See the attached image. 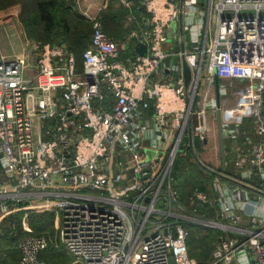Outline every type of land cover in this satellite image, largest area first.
<instances>
[{
  "label": "built area",
  "instance_id": "obj_1",
  "mask_svg": "<svg viewBox=\"0 0 264 264\" xmlns=\"http://www.w3.org/2000/svg\"><path fill=\"white\" fill-rule=\"evenodd\" d=\"M140 6L145 28L123 42L86 17L93 31L81 67L65 43L28 41L30 54L14 57L0 45V229L28 210L55 214L57 229L52 240L24 218L16 264H52L40 257L50 245L83 264H199L185 223L202 219L185 211L173 171L196 139L207 141L206 116L218 112L225 138L251 129L260 141L248 138L240 164L249 169L235 184L215 178V196L194 192V203L217 206V221L205 223L223 232L211 264H264V0ZM172 22L181 28L169 42ZM132 38L144 55H128ZM201 79L218 80L219 98L197 101Z\"/></svg>",
  "mask_w": 264,
  "mask_h": 264
},
{
  "label": "trees",
  "instance_id": "obj_2",
  "mask_svg": "<svg viewBox=\"0 0 264 264\" xmlns=\"http://www.w3.org/2000/svg\"><path fill=\"white\" fill-rule=\"evenodd\" d=\"M140 3L142 0H132ZM14 6H20L19 20L24 33L29 40L41 44L59 45L65 43L74 52L79 67L82 66V56L90 47V38L93 31L92 23L81 14L70 0H0V11ZM127 12L122 9L108 8L102 13L105 32L113 39L123 42L129 35V28L125 27ZM195 120H192L194 126ZM201 141L195 140L188 148L190 159L195 163L192 169L174 164L173 187L179 194L183 206H189L194 192L210 193L209 184L216 176L227 174L223 167L215 170L201 158ZM20 211L8 216L0 229V264H16L21 259L20 242L25 234L23 228V213ZM190 214L195 219L214 220L217 216V206L205 203H195L190 208ZM55 214L46 213L28 218L31 229L37 235L49 236L55 233ZM188 235L187 246L189 256L199 264H211L213 252L223 238V233L217 229H209L194 222L185 223ZM63 251L49 246L42 254L41 259L52 264H71L70 258L62 254Z\"/></svg>",
  "mask_w": 264,
  "mask_h": 264
},
{
  "label": "rangeland",
  "instance_id": "obj_3",
  "mask_svg": "<svg viewBox=\"0 0 264 264\" xmlns=\"http://www.w3.org/2000/svg\"><path fill=\"white\" fill-rule=\"evenodd\" d=\"M20 7V6H19ZM19 7L18 6H14L12 9H10L7 13H1L0 14V45H1V49L2 52L4 53V55L8 56V57H14L17 54H21V53H25L28 52L30 54V52L26 49L27 46V42L28 41H32L29 40L23 30V26H21V22L19 20ZM166 33L168 35V38L170 39L169 42H173L177 39V22H172L171 26L169 28H166ZM173 51V49H172ZM32 67H34V64L32 63ZM216 85L215 83L210 82H206L205 79H201L200 83H199V96L197 98V101L200 102L201 104H203V101L205 100V95L206 94H210L211 96L216 95ZM206 128H207V132H208V144L206 145V147H202L200 155L202 156V160L207 164V165H211L212 167H214L215 170H219V168L221 167V163H219V157H218V137H219V128H218V122L215 119V117L213 116V114L208 113L206 116ZM190 155V152L188 151L186 155ZM213 156H210V155ZM186 155H181L177 158L176 160V164H179L180 166H183L184 168L187 166L188 163V169H192L191 164L195 163V161H193V157L190 159L187 158ZM210 189V187H209ZM210 192H212L210 190ZM211 196V195H210ZM196 203V202H195ZM194 201H193V197L190 199V203L189 206H184L185 207V211L187 213H190V208L194 206ZM215 206V205H212ZM47 212H43V211H36V210H28L25 211L23 213L24 218H26V223L29 225L28 223V218H30V216H34V215H41V214H46ZM49 213V212H48ZM23 218V219H24ZM24 221V220H23ZM201 224H199L200 226L204 227V228H209V229H217V228H213V227H208L205 225V223H207V221H217V216L214 220H201ZM30 227V226H29ZM54 227H55V233L49 235L50 238H52V240H55L56 238V233H57V229H56V224L54 222ZM24 228V227H23ZM31 228V227H30ZM220 230V229H217ZM222 232V230H220ZM223 233V232H222ZM54 247V246H53ZM55 248V247H54ZM57 250L63 251L62 254L65 255V257L67 256L68 258H70L71 264H83L82 262H80L77 258H75L74 256L68 254L66 252V250L63 249V247H59V248H55Z\"/></svg>",
  "mask_w": 264,
  "mask_h": 264
},
{
  "label": "crops",
  "instance_id": "obj_4",
  "mask_svg": "<svg viewBox=\"0 0 264 264\" xmlns=\"http://www.w3.org/2000/svg\"><path fill=\"white\" fill-rule=\"evenodd\" d=\"M70 1L74 3L75 8L85 17H87L88 15L89 16H99L102 22H103L102 13H104L108 8L125 10L127 12L125 16V27L129 28V35L127 36L125 40L131 38V35L134 31L135 32L141 31L143 28H145L144 24H145V21L148 15L142 9V7L140 6V3L136 4L132 0H70ZM126 2L130 3L128 7L126 5ZM12 8L13 7L7 10H4V11H0V14L7 13ZM20 10H21V7H19V10L17 11L20 12ZM180 28H181V23L180 24L177 23V35H178V31L180 30ZM136 44H137V40L132 38L130 40V51L132 50V52L128 55H135L136 53H138L136 51V48H137ZM175 50H177V48ZM123 56H125V54H123ZM28 72L30 71H26V74H28ZM166 76H168L169 78L168 72H166ZM218 138L219 139H218L217 146H218L219 163H221L222 167H224L223 160H222L220 137ZM248 138H251L253 142L260 141V139L254 137L251 129H248V133L245 136L242 135L237 141H233L230 138L224 137V156H225L224 157V162H225L224 172L226 171V167L228 168L227 170L228 172L225 175L222 174L221 176H216L215 178H219L222 182L228 185L230 183L235 184L234 181H237V179H240L241 174L247 169H249V167H247L246 165L240 164L241 158L244 156V154L246 153L249 147V144L247 142ZM208 142H209L208 140L206 142H201L202 147H206ZM210 156H213V155L211 154ZM251 169H253V167ZM254 179H257V178H254ZM212 182L209 184L210 190L212 192H210L208 195L215 196V192L213 191L211 187ZM239 226L243 228H247V229L251 228L249 224V220L246 217H243Z\"/></svg>",
  "mask_w": 264,
  "mask_h": 264
},
{
  "label": "water",
  "instance_id": "obj_5",
  "mask_svg": "<svg viewBox=\"0 0 264 264\" xmlns=\"http://www.w3.org/2000/svg\"><path fill=\"white\" fill-rule=\"evenodd\" d=\"M136 51L141 54L144 55L146 52V47L143 44H139L136 48ZM181 65H182V71H183V77H184V81H185V87L186 89H188L190 87L191 81H192V69L189 66V64L186 61L185 56H182L181 59ZM216 96L217 98H219V84H218V80L216 79ZM215 117L217 119L218 122V128H219V137H220V144H221V150H222V160H223V170H225V162H224V136H223V131H222V122H221V114L220 112H218L217 114H215ZM110 171L111 174L114 176L115 174H117L119 172V168H118V163H117V158H112L110 159ZM175 233H174V238H175Z\"/></svg>",
  "mask_w": 264,
  "mask_h": 264
}]
</instances>
